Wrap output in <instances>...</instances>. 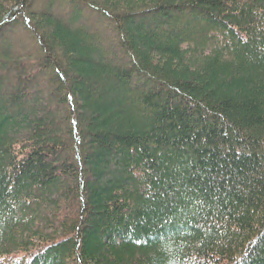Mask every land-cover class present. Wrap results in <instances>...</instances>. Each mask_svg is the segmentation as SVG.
I'll list each match as a JSON object with an SVG mask.
<instances>
[{"label": "trees", "instance_id": "trees-1", "mask_svg": "<svg viewBox=\"0 0 264 264\" xmlns=\"http://www.w3.org/2000/svg\"><path fill=\"white\" fill-rule=\"evenodd\" d=\"M56 1L0 0V264H264V0Z\"/></svg>", "mask_w": 264, "mask_h": 264}, {"label": "rangeland", "instance_id": "rangeland-1", "mask_svg": "<svg viewBox=\"0 0 264 264\" xmlns=\"http://www.w3.org/2000/svg\"><path fill=\"white\" fill-rule=\"evenodd\" d=\"M46 2V4L48 5V3H49V1H51V0H45ZM64 1H62V0H59V1H56V3L57 4H59L58 6H60L61 5V7H63V5H64V3H63ZM42 6H43V4H42ZM57 6V7H58ZM65 6V5H64ZM96 26H98L99 28H103L104 27V24H100V25H96ZM103 33H106L105 35H107V32L104 30V32Z\"/></svg>", "mask_w": 264, "mask_h": 264}]
</instances>
